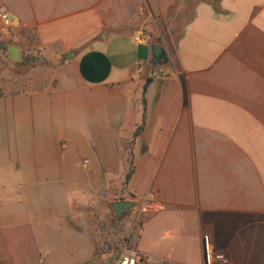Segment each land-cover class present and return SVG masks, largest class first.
Listing matches in <instances>:
<instances>
[{
    "label": "crops",
    "instance_id": "0c3cea01",
    "mask_svg": "<svg viewBox=\"0 0 264 264\" xmlns=\"http://www.w3.org/2000/svg\"><path fill=\"white\" fill-rule=\"evenodd\" d=\"M0 10L5 51L31 34L51 67L35 87L0 81V264H92L86 218L116 200L132 202L142 264H203L204 237L225 259L213 264H264V0ZM146 195L158 208L135 212Z\"/></svg>",
    "mask_w": 264,
    "mask_h": 264
},
{
    "label": "rangeland",
    "instance_id": "374dc122",
    "mask_svg": "<svg viewBox=\"0 0 264 264\" xmlns=\"http://www.w3.org/2000/svg\"><path fill=\"white\" fill-rule=\"evenodd\" d=\"M182 15L179 13L178 17L172 21L171 29L173 30L170 31L172 40L179 31ZM29 41L9 40V43L19 46V58L17 60L9 59L5 48H0V81L2 83L12 82V85H10L14 90L38 86L50 72V64L32 48V43ZM113 214L107 203L104 210L102 209L100 212L94 211L92 215L86 218L89 220L88 224L91 227L93 246L95 248L92 264H110L109 257L116 254L117 246L120 244L129 225L130 215L128 214L116 228H110L108 223ZM76 222L78 221L76 220ZM81 226L83 227L84 225Z\"/></svg>",
    "mask_w": 264,
    "mask_h": 264
},
{
    "label": "built area",
    "instance_id": "2783aa9c",
    "mask_svg": "<svg viewBox=\"0 0 264 264\" xmlns=\"http://www.w3.org/2000/svg\"><path fill=\"white\" fill-rule=\"evenodd\" d=\"M13 14L0 10V25L6 29L11 26ZM147 39L145 32L137 30L131 34V40L135 43H144ZM86 160H83V165ZM156 203L150 195H146L141 199L135 212L157 209ZM140 229L136 224L134 217L128 225L125 234L118 245V251L113 262L110 264H142L139 253L135 248V242L139 235ZM214 261L225 262V259L220 254H212L206 238L203 239V264H213Z\"/></svg>",
    "mask_w": 264,
    "mask_h": 264
},
{
    "label": "water",
    "instance_id": "95a60500",
    "mask_svg": "<svg viewBox=\"0 0 264 264\" xmlns=\"http://www.w3.org/2000/svg\"><path fill=\"white\" fill-rule=\"evenodd\" d=\"M151 57L154 61L162 60L164 58V49L161 45L152 43L151 46ZM6 51L9 59L17 60L19 58V48L13 44L6 45ZM110 208L114 213V217L112 220L118 218L124 211H126L131 205L132 202L129 200H116L110 202ZM203 247V243H202Z\"/></svg>",
    "mask_w": 264,
    "mask_h": 264
},
{
    "label": "trees",
    "instance_id": "16d2710c",
    "mask_svg": "<svg viewBox=\"0 0 264 264\" xmlns=\"http://www.w3.org/2000/svg\"><path fill=\"white\" fill-rule=\"evenodd\" d=\"M181 14H183V12L181 13ZM189 10H187V12L185 13V14H183L182 16V20H181V22H180V25L182 24V22L184 21V20H186V18H188L189 17ZM176 17H178V15L176 16ZM30 35V37H27V40L29 41V42H31V37H32V35L31 34H29ZM33 38V37H32ZM2 44V43H1ZM0 44V48H4V46L3 45H1ZM149 81V78H145L144 79V82H143V84H142V86H141V96H140V104L142 105V107H143V105H144V98H143V93H144V90H145V87H146V84H147V82ZM141 129H142V124H139V125H137L134 129H133V131H132V134H131V140L141 131ZM128 168H127V172L125 173V176H124V181H126L128 178H129V176H130V173H131V171H132V167H131V162H130V160L128 161V166H127ZM111 209V208H110ZM130 210H131V207H129L126 211H124L123 213H122V215L121 216H119L115 221H112V218H113V216H114V214H113V216H112V218L110 219V221H109V223H108V225H109V227L110 228H116L117 226H118V224H121V221L122 220H124V218H126L127 216H128V214L130 213ZM111 212H113L112 211V209H111ZM117 251H118V246H117V250H116V254H117ZM116 254L114 255V256H112V257H109V263H111V262H113L114 261V259H115V257H116Z\"/></svg>",
    "mask_w": 264,
    "mask_h": 264
}]
</instances>
